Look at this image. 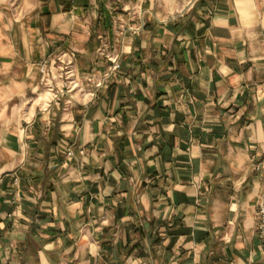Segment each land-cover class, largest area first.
Segmentation results:
<instances>
[{
  "label": "crops",
  "instance_id": "1",
  "mask_svg": "<svg viewBox=\"0 0 264 264\" xmlns=\"http://www.w3.org/2000/svg\"><path fill=\"white\" fill-rule=\"evenodd\" d=\"M263 199L264 0H0V264H264Z\"/></svg>",
  "mask_w": 264,
  "mask_h": 264
},
{
  "label": "built area",
  "instance_id": "2",
  "mask_svg": "<svg viewBox=\"0 0 264 264\" xmlns=\"http://www.w3.org/2000/svg\"><path fill=\"white\" fill-rule=\"evenodd\" d=\"M108 48V44L103 43L97 52L105 56L109 60L107 68L98 77H90L87 79L88 82L94 84L95 87H100L112 76L119 67L118 55L119 52L116 51L114 54L105 52ZM74 51L63 50L57 53L51 61L43 60L39 63V73L41 76L40 83L42 86H47V88L52 91L59 90V93H63L64 90H73L74 86H77V82L72 84L73 81L70 78L74 77ZM60 78L63 83L60 85L59 89L56 88V84L53 83L55 78ZM72 84V86H71ZM68 153H71L70 151ZM255 214V228L256 233L261 242L264 250V199L261 200L256 207Z\"/></svg>",
  "mask_w": 264,
  "mask_h": 264
},
{
  "label": "rangeland",
  "instance_id": "3",
  "mask_svg": "<svg viewBox=\"0 0 264 264\" xmlns=\"http://www.w3.org/2000/svg\"><path fill=\"white\" fill-rule=\"evenodd\" d=\"M178 10H179V9H172V8H169L168 13L174 15V14H176V13L178 12ZM103 43L106 44L107 42L102 41V42L100 43V46L103 45ZM108 48H109V46H108ZM118 60H119V58H118ZM101 73H102V72H101ZM101 73H100V75H101ZM100 75H99V76H100ZM40 80H41V78H40ZM70 80L73 81V84L77 82V86H74V88H73L74 90H73V91L78 90L77 88H79V87H78L79 82H78V80H77V76H76L75 73H74V77L70 78ZM53 83L56 84V85H55L56 88H54V90H55V89H59L60 85H61L63 82L60 81V78L56 77L55 80L53 81ZM40 85H41V83H40ZM71 86H72V85H71ZM46 89H48L47 86H42V85H41V88L39 89L38 94H39V93H44V92L46 91ZM49 89H50V88H49ZM48 93H50V92H48ZM38 94H36V95H38ZM51 96H52V95H51Z\"/></svg>",
  "mask_w": 264,
  "mask_h": 264
},
{
  "label": "bare ground",
  "instance_id": "4",
  "mask_svg": "<svg viewBox=\"0 0 264 264\" xmlns=\"http://www.w3.org/2000/svg\"><path fill=\"white\" fill-rule=\"evenodd\" d=\"M72 84H73V83H72ZM72 84H71V85H72ZM46 90H47L48 92H51V93H52V95H53V92H52V90H50V89H46Z\"/></svg>",
  "mask_w": 264,
  "mask_h": 264
}]
</instances>
